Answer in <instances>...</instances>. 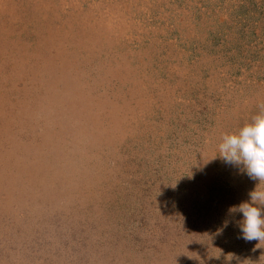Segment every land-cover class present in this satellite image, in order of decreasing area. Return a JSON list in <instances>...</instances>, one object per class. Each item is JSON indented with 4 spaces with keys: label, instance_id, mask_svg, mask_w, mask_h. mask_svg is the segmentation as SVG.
Here are the masks:
<instances>
[{
    "label": "rangeland",
    "instance_id": "1",
    "mask_svg": "<svg viewBox=\"0 0 264 264\" xmlns=\"http://www.w3.org/2000/svg\"><path fill=\"white\" fill-rule=\"evenodd\" d=\"M262 108L264 0H0V264H264Z\"/></svg>",
    "mask_w": 264,
    "mask_h": 264
},
{
    "label": "clouds",
    "instance_id": "2",
    "mask_svg": "<svg viewBox=\"0 0 264 264\" xmlns=\"http://www.w3.org/2000/svg\"><path fill=\"white\" fill-rule=\"evenodd\" d=\"M218 149L225 163L242 166L251 179L264 182V108L238 131L224 134ZM231 211L242 214L238 225L243 239L264 240V190L258 184L249 192V199Z\"/></svg>",
    "mask_w": 264,
    "mask_h": 264
}]
</instances>
